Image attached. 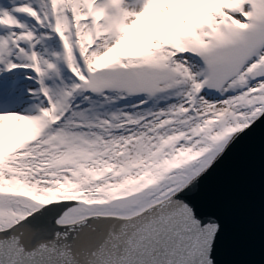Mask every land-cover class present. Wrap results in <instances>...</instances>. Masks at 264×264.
<instances>
[{
    "label": "snow or ice",
    "instance_id": "obj_1",
    "mask_svg": "<svg viewBox=\"0 0 264 264\" xmlns=\"http://www.w3.org/2000/svg\"><path fill=\"white\" fill-rule=\"evenodd\" d=\"M264 123V0L0 2V264H219L188 194Z\"/></svg>",
    "mask_w": 264,
    "mask_h": 264
},
{
    "label": "water",
    "instance_id": "obj_2",
    "mask_svg": "<svg viewBox=\"0 0 264 264\" xmlns=\"http://www.w3.org/2000/svg\"><path fill=\"white\" fill-rule=\"evenodd\" d=\"M187 198L223 225L219 264H264V123L244 133Z\"/></svg>",
    "mask_w": 264,
    "mask_h": 264
},
{
    "label": "bare ground",
    "instance_id": "obj_3",
    "mask_svg": "<svg viewBox=\"0 0 264 264\" xmlns=\"http://www.w3.org/2000/svg\"><path fill=\"white\" fill-rule=\"evenodd\" d=\"M0 2H6V0H0Z\"/></svg>",
    "mask_w": 264,
    "mask_h": 264
}]
</instances>
